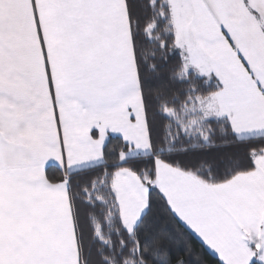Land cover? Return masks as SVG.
Listing matches in <instances>:
<instances>
[{"label": "snow or ice", "instance_id": "obj_1", "mask_svg": "<svg viewBox=\"0 0 264 264\" xmlns=\"http://www.w3.org/2000/svg\"><path fill=\"white\" fill-rule=\"evenodd\" d=\"M0 264H264V0H0Z\"/></svg>", "mask_w": 264, "mask_h": 264}]
</instances>
